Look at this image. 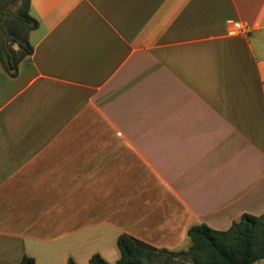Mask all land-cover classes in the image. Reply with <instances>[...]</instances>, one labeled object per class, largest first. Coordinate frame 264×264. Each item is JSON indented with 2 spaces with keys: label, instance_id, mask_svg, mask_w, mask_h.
<instances>
[{
  "label": "crops",
  "instance_id": "0c3cea01",
  "mask_svg": "<svg viewBox=\"0 0 264 264\" xmlns=\"http://www.w3.org/2000/svg\"><path fill=\"white\" fill-rule=\"evenodd\" d=\"M30 14L32 54L0 65V264L114 263L123 233L179 250L264 214V0Z\"/></svg>",
  "mask_w": 264,
  "mask_h": 264
},
{
  "label": "trees",
  "instance_id": "16d2710c",
  "mask_svg": "<svg viewBox=\"0 0 264 264\" xmlns=\"http://www.w3.org/2000/svg\"><path fill=\"white\" fill-rule=\"evenodd\" d=\"M0 9V65L11 76L17 74L19 62L33 52L28 33L39 26L30 14V0H21L14 15L5 22ZM6 36L7 38H4ZM17 45L11 50L8 41ZM190 245L187 249L169 250L158 248L128 234L117 237L119 258L109 263L101 255L94 254L88 264H153L164 256L160 264H168L167 256L183 255L188 264H253L264 258V214L243 213L226 230H216L205 223L191 226L187 230ZM15 264H36L34 258L23 256ZM66 264H77L69 258Z\"/></svg>",
  "mask_w": 264,
  "mask_h": 264
},
{
  "label": "rangeland",
  "instance_id": "374dc122",
  "mask_svg": "<svg viewBox=\"0 0 264 264\" xmlns=\"http://www.w3.org/2000/svg\"><path fill=\"white\" fill-rule=\"evenodd\" d=\"M21 0H0V9L4 10V14L2 15L3 21L5 22V28H7V22L10 21L9 15H14L16 12ZM4 38H7L4 36ZM8 46L11 48V50H16L17 45L11 42L10 40L7 42ZM187 249V248H185ZM180 250V249H179ZM164 260V256L161 255L157 258V260L153 264H160ZM109 263L111 260H107ZM167 262L168 264H188V259L183 255H176V256H167ZM253 264H264V258L260 259Z\"/></svg>",
  "mask_w": 264,
  "mask_h": 264
},
{
  "label": "built area",
  "instance_id": "2783aa9c",
  "mask_svg": "<svg viewBox=\"0 0 264 264\" xmlns=\"http://www.w3.org/2000/svg\"><path fill=\"white\" fill-rule=\"evenodd\" d=\"M228 23L231 26L230 29H229L230 33H235V32L239 31L242 28V24L239 21H229Z\"/></svg>",
  "mask_w": 264,
  "mask_h": 264
}]
</instances>
